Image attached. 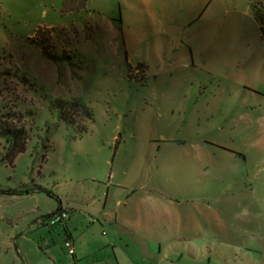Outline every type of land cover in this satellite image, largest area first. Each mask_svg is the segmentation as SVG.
<instances>
[{"label":"rangeland","instance_id":"1","mask_svg":"<svg viewBox=\"0 0 264 264\" xmlns=\"http://www.w3.org/2000/svg\"><path fill=\"white\" fill-rule=\"evenodd\" d=\"M62 2L0 0V264H264V0Z\"/></svg>","mask_w":264,"mask_h":264},{"label":"trees","instance_id":"2","mask_svg":"<svg viewBox=\"0 0 264 264\" xmlns=\"http://www.w3.org/2000/svg\"><path fill=\"white\" fill-rule=\"evenodd\" d=\"M87 4H88V0H63L62 2V12L63 13H80V12H85L87 11ZM252 7L254 9V13L256 16V19L258 20V22L261 25V28L264 31V14L261 10V7L259 5H257L256 3H252ZM54 27L51 28H47L44 26H39L36 29V36H33L31 38V40L33 41V43L38 44L41 49L42 52L44 53V55H46L47 57L54 59L56 61H61L63 59L66 58V54H56V53H52L46 42L49 40H46L45 38H39L38 36L41 35V33L43 31L46 30H53ZM54 31V30H53ZM143 68V65L140 63L138 64V67ZM70 105V103H69ZM88 117L92 116V113L87 115ZM62 117L64 118V120L70 124H74V125H79L78 121H76L68 112H65L64 109L62 111ZM15 120L18 119V117L14 118ZM24 122L20 125H12V124H3V126H0V134L1 133H6V134H10V135H14L15 137H17L20 140V146L18 147L17 145L15 146L16 150L21 151L25 148L26 142H27V132L25 129V117L23 118ZM11 121V120H10ZM14 123V122H13ZM1 125V124H0ZM11 140V139H10ZM18 147V148H17ZM16 152V151H15ZM14 153V152H13ZM12 153V158H11V163H14V158H15V154L13 155Z\"/></svg>","mask_w":264,"mask_h":264},{"label":"built area","instance_id":"3","mask_svg":"<svg viewBox=\"0 0 264 264\" xmlns=\"http://www.w3.org/2000/svg\"><path fill=\"white\" fill-rule=\"evenodd\" d=\"M68 216H69L68 210L60 209L53 212L50 215L43 217L41 222L43 224L55 225L59 222H64ZM66 246L69 248V251L71 253L74 252V248L72 247V242L70 240H66Z\"/></svg>","mask_w":264,"mask_h":264},{"label":"crops","instance_id":"4","mask_svg":"<svg viewBox=\"0 0 264 264\" xmlns=\"http://www.w3.org/2000/svg\"><path fill=\"white\" fill-rule=\"evenodd\" d=\"M182 236H185V234L182 235ZM179 238H181V236H180ZM179 238H178V239H179ZM247 247H248V246H247ZM245 248H246V247H245ZM176 262H177V263H175V264H181V263H180V260H179V261H176ZM165 264H168V263H165Z\"/></svg>","mask_w":264,"mask_h":264},{"label":"bare ground","instance_id":"5","mask_svg":"<svg viewBox=\"0 0 264 264\" xmlns=\"http://www.w3.org/2000/svg\"><path fill=\"white\" fill-rule=\"evenodd\" d=\"M60 210V209H59ZM53 213V212H52ZM52 213H50V214H52ZM50 214H48V215H50ZM47 216V215H46Z\"/></svg>","mask_w":264,"mask_h":264}]
</instances>
